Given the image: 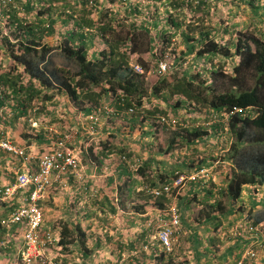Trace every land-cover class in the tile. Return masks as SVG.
Masks as SVG:
<instances>
[{
	"label": "trees",
	"instance_id": "1",
	"mask_svg": "<svg viewBox=\"0 0 264 264\" xmlns=\"http://www.w3.org/2000/svg\"><path fill=\"white\" fill-rule=\"evenodd\" d=\"M43 1L14 0L13 4L2 11V20L7 23L6 25L12 31H20V34L16 35L17 39L20 38L19 47H17L19 52L11 48L9 57L29 75V84L24 86L18 79L19 76L2 74L0 83L5 88L3 97H0V106L9 99L12 101L10 102L12 106L7 104L8 109H16L18 112L16 116L27 115L30 110L27 103L31 102L34 96L42 93V89L53 87L58 93L69 98L83 116L92 113L96 115L101 103L111 100L113 102L109 105L113 110H102L101 114L106 113L110 122L115 119L118 130L122 127L123 121L128 125L129 134L133 132L136 125L146 124L148 130L141 129L138 136V138H145L153 137L154 129L159 130V128L156 129L157 123L161 126L159 131L162 135H169L164 146L158 147L159 152L163 154H169L181 146L193 147L196 142H203L210 135L218 138L223 131L222 124L218 122L209 125L206 122L213 113H217L218 116L229 113L226 123L233 140L228 145L225 144V157L230 162V172L226 175L227 183L220 187H214V185L209 187L206 185L207 180L198 178L187 181L182 187L188 185V188L181 189V193L176 196L178 197L176 211L179 214L180 225L189 226L186 221L189 216L186 213L191 204L198 201L200 208L194 222L208 220L213 227L211 229L206 226L205 230L218 231V227L223 224V216L231 211L235 213L233 204L241 198L244 186L251 185L255 188L264 186V19L261 20L263 25L254 28L253 31H239L233 35L232 31L236 29V26L234 24L224 27L217 25L211 18L210 12L211 14L216 12L219 15V3L232 2H244L253 11H257V0H152L153 4L150 3L147 6L154 8L155 17L143 12L145 7L140 3L141 0H116L125 4L121 7H124L122 9L131 17L125 31L121 27L127 23L126 18L119 17L117 10L102 12L98 8V4L101 5L100 2L97 4L98 0H90L91 3L89 0H48L49 8L46 12L39 11L33 20L26 21L25 18L18 17L20 11L17 2H21L22 10L29 13L34 6L40 5ZM54 1L57 4L53 5ZM78 4L79 7H77ZM160 4L163 8L162 16L158 13ZM262 5L264 7V4ZM94 12L97 13L93 14ZM185 12H190L191 15L187 16ZM150 27L159 31L163 47L162 54L165 49L174 45L173 38L176 36L180 38L185 50L173 53L175 61L179 60L174 65L175 70L155 83L152 88V97L143 102L144 97L141 92L143 74L136 73L129 61L131 55L138 52L139 48L146 49L145 51H151L153 48ZM52 36L61 42L60 49L63 54H60L72 65L71 69L57 67L51 59L52 49L58 42L46 41L41 44V39ZM97 38L101 40L103 46L95 45ZM137 39L142 40L139 45ZM89 47L97 52L95 57L88 56ZM189 54H192L197 61L201 60L202 63L199 64L201 67L191 74L186 72L187 69L179 74L176 69L189 64L190 59H183ZM214 57L220 58V61L234 58V62L228 71L226 61L214 64L212 63ZM184 61H187L185 65H183ZM207 61H210V65L204 66ZM138 63L144 72L149 71L150 68L145 62ZM219 78L227 83L221 91L212 85V81ZM33 82L41 88L35 87ZM94 87H96L95 90ZM21 94H24L23 98ZM152 98L172 106L173 114L185 110L189 115H193H190V120L181 121L185 124L179 130H169L166 128V122H162L160 117H152L155 113L159 116H161L160 113L166 115L164 111L154 108L147 112L149 117L143 114V110H146L143 106L145 103L149 106ZM129 108H132L133 112H126ZM177 123L179 124V120ZM37 137L44 139L41 133ZM101 143L103 156L98 157L100 162L114 148V145H109L110 143L106 140H101ZM144 145V150L152 146L151 140ZM90 150H92L91 147ZM116 150L122 153L121 156L124 155L132 161L131 154L126 153L124 148ZM189 159L191 157H181L169 172L157 171L151 176L145 173L148 166L141 167L137 169L144 175L145 182H140L141 186L137 187L135 184L136 187L129 188L126 185L125 187L119 185L117 189H120L121 193L123 190L126 191L124 194L132 201L144 200L148 209L165 210L171 205V198L178 187L172 188L169 193L155 197L149 193V190L171 182L180 174H190L201 168L208 170L206 158H197L193 167L187 163ZM115 169L119 177L127 172L123 163L118 164ZM12 181L13 179L10 183ZM29 190L24 191L23 194H27ZM87 191L88 189L85 193ZM20 194L16 196H24ZM261 194V209L256 211L255 206L258 201L247 197L250 205L241 209L242 211H236L237 215L229 221V224L232 226L237 220H241L242 223L254 228L264 221V188L261 189ZM95 197L98 198L99 194L97 193ZM132 203L135 211L138 213L144 211L142 203ZM1 205L3 213L0 215V221L7 218L10 212L19 206V203L17 201L10 204L2 202ZM39 205L41 207V204ZM111 210L115 212L117 208L112 205ZM85 212L87 217H91L93 213L91 209ZM23 230V224L6 226L0 223V246L3 248L5 245L6 253L11 250L7 245L16 246L17 241L20 245ZM235 235L241 236L239 233ZM85 237L86 233L78 224L72 226L63 224L57 243L63 248H68L79 238V242L84 246ZM245 243L247 244L248 240L240 238L238 245L242 248ZM165 253V250H162L159 258H164ZM235 256V262L232 264H237L241 258L239 253ZM254 259L251 258V261H255ZM263 260L264 255L261 258L262 262ZM170 263L168 260L167 264Z\"/></svg>",
	"mask_w": 264,
	"mask_h": 264
},
{
	"label": "rangeland",
	"instance_id": "2",
	"mask_svg": "<svg viewBox=\"0 0 264 264\" xmlns=\"http://www.w3.org/2000/svg\"><path fill=\"white\" fill-rule=\"evenodd\" d=\"M98 2H100L101 5H99ZM257 2L258 9L257 11L254 10L255 12L244 2H232L230 4L219 3V15H217L216 12L213 14H211L210 12V16L212 19L215 20L216 24H219L221 27L234 24L236 26V29L232 31L233 35H235L236 32L239 31L251 32L254 28L263 25V23H261V20L264 19V7L262 5L264 4V0H257ZM140 3H142L143 7H145L143 8V10H145L143 11L144 13H149V16L155 17L154 8L152 6L148 8L147 6V4H153L152 0H141ZM49 4L50 1L44 0L43 3L34 6L32 11L27 13L26 11L22 10L21 2H17V6H19L20 11V13H18V17L25 18L26 21L33 20V17L36 16L39 11L46 12V10L49 8ZM54 4H57V2L54 1L53 5ZM97 4L98 8H100L102 12L117 10V13H119V17L126 18L127 23H124V25L121 27L123 28V31L126 30V26L131 20V17H129V15L122 9L124 7H121V5L123 6L125 4L117 2L116 0H98ZM155 4L158 5L159 3ZM79 6L80 5L78 4L77 7ZM97 12H94L93 14H96ZM161 12H163V8L160 4L158 11V13L160 14L159 16H162ZM185 14L187 16L191 15L190 12H185ZM6 24L7 23H5L4 20H0V76L5 73L9 74V76H19L18 79L22 82L24 86H27L29 84V75L23 71V68L21 66L16 65L13 60L9 57L11 48L14 49L16 52H19L17 47H19L18 42L20 38L17 39L16 35L20 34V31H12ZM158 32L159 31H156L155 28L150 27V34L153 38V48L151 49V51H145L146 49L143 50L139 48L138 52L131 55L132 57L129 61V64H139V61H143L150 68L149 71L145 72L142 77L143 81L141 83V92L144 97L142 99L143 102L147 98L152 97L151 93L153 85L159 80H161L162 77L167 76L168 73L172 72V70H175L176 67L174 68L173 64L175 65L176 61L178 62L179 60H174V52L179 50H185V46L180 42V38L176 36L173 38L174 45L169 46L167 49H165L164 54H162L161 50L163 47L161 46V39L159 37ZM226 35L227 34H225V36ZM226 38L227 37H225V39ZM46 41H51L53 43L58 42L57 38L52 36L44 37L43 39H41V44ZM141 41V39H137L138 45ZM96 44L97 46L100 44L103 46V43L98 38L95 40V45ZM60 45L61 42H58L56 47L52 49L51 59L57 67L71 69L72 65L69 63V61H67L65 58H63V56H61V54L63 53L61 52ZM87 52L89 57H95V54L97 53L94 52L92 47H89V51ZM192 57L193 55L189 54V56H185L183 58L184 60L185 58L186 60L190 59V62L188 65H185L183 67H177L176 70H178L177 72L179 74H181L182 71L186 69V72H190L188 74L193 73L195 69H200L201 65L199 64L202 63L201 60L197 61L195 57ZM163 59H171L168 62L169 68L163 75H157L154 73V69L157 65V62ZM224 60L226 61V66L228 67L226 68L229 71L234 62V58H226L222 59L221 61ZM172 61L173 63L170 64ZM221 61L220 58L214 57L212 63L220 64ZM209 65L210 61L204 63V66ZM226 84L227 83L223 82L220 78L212 81L213 87L220 91L226 87ZM33 85L37 88H41L36 82H33ZM4 88L5 86L0 83V97H3ZM95 88L96 87H94L93 89L95 90ZM41 92L42 93H40L39 95L34 96L31 102H26L27 106H29L30 109L27 115L23 114L20 116H16L18 114L16 109H8L7 104L11 107L12 104H10V102L12 101L7 99L6 103L0 106V108H2V111L0 113V132L1 130H5L7 132V128L12 127V130L16 129L15 132H17L19 136H22L21 139H23L27 136H32V128L33 132H36V129H38L39 131H45L46 129H48L49 126H51L54 130H56V132H54L53 130L52 134L49 135L53 137V134L62 136L64 133H73V130H76L78 132L77 138H79V140L76 142V145L74 147L79 151V157L81 159V165L84 167V173L97 174L101 172L103 174H108L106 176H99L105 179L108 184L105 187V193L101 192L102 196H106V201H104V203L102 204L98 203L99 197L97 198L95 196H89V194H85L84 190L81 187L78 190L79 193H77L78 195H80L81 198H79L78 200L76 199L77 201H73V198L76 193H70V196H72L69 197L68 191H65V186H62L61 184H58L56 186L57 189H55V191L53 190L55 192L54 195H56L54 196L55 199L53 195H49L48 199L45 200L41 205V209L44 214V219L45 215L47 217V219L44 220V224L42 225V233L45 231L53 233L56 238V241L54 244L47 245L42 248L44 257L43 259L45 260V262L42 263L37 259L33 264H167L168 260H170V264H205V262H210V264H230V261L233 259V256H235V254L238 255L239 252L242 258L244 253L250 250L256 252L257 255L256 259H254L255 262L252 264H260L259 262H262L261 258L264 255V232L263 235H258L256 236L257 238L253 240L251 239L249 234L237 236L235 234L229 233V230H231L233 227V225L231 226L229 224V221L235 218L237 212L242 211L241 209H245L250 205L247 197H251V199L254 198L258 201V204H256L255 206L256 211L258 209H261V189L264 188V186L262 188L256 187L257 189L251 185L244 186L241 198L236 200L235 204H233L235 213L231 211V213H228L223 216V224L222 226L218 227V231H206L204 229L206 226L211 229L213 227L209 224L210 221L208 222V220H205L203 222L199 221V223L194 222V219L198 217L197 212L200 208V205L198 201V204L195 202L192 203L190 209L186 213L187 216H189V219L186 220L189 226H185L182 224L180 233L177 236H172V251L170 252H168L165 248V245L160 242L158 235L159 232L163 229V225L169 220L167 208L165 210L155 208L153 209L156 212L154 213L155 215H150L149 219L142 220L141 218L143 217L140 216L145 215H138L140 213L133 209L132 202H135L137 204L142 203L141 205H145V201H132V199H130L124 194L126 191L123 190V193H121V190L117 189V186L119 185L125 187V185L128 186L129 184L131 185V183H133L136 184L138 187L140 185V182H145L144 175L137 171V169H140L141 167L148 166L145 170V173L148 176H151L157 171L169 172L171 167L173 165H176L181 159V157L184 158V156L191 157V159H189L187 163L192 167L196 164L197 158H206L208 170L210 172L209 179H207L206 185L209 187H211L212 185H214V187H220L221 185L227 183L228 177L226 175L230 172V162L225 157L226 154L224 140L220 141L219 137V139H217L215 135H210L206 138L205 141L196 142L193 147L190 146V148H186L187 146H181L180 148H177L169 154L160 153L158 147L160 145L164 146V143H166V139L169 136L167 134L162 135V133L159 131L161 130V126L157 123L156 129L159 128V130H155L153 128V137L149 136L145 138H138V136L140 135L141 129L148 130L146 124L136 125L133 129V132L129 134V128L127 127L128 125L125 121H123L122 127H120V129L118 130L116 127L117 123H115V119L110 122L106 113L101 114L102 110H111L112 106L109 105L110 102H113L111 100H106L103 104L101 103V110L97 111L98 113L94 115V117L97 116L98 118V120L96 121L97 126L95 135H89L86 131L90 126V123L88 121L89 119L87 117H85V119L81 112L77 111L76 106L69 98L58 93L57 89L54 87L50 89H42ZM7 93H9V91ZM21 96V98H23L24 94H21ZM49 96L51 97L49 98ZM151 102L152 103L149 106L145 103L143 108H145L146 110H143V114H145L146 117H149V114L147 112L154 108H157V110L160 111H164L166 115L162 113H160V115L165 118V122L167 124L166 128L169 130H179V128L181 126H184L185 124L181 121L190 120V115H193H189L185 112V110H180L179 112L177 111V114H173V112L171 111L172 106L165 104L162 100L159 99L156 100L155 98H152ZM103 107L106 108L103 109ZM152 115V117H156L158 116V113ZM177 120H179V124L177 123ZM200 122L202 123V121ZM207 123L211 125L215 122L207 121L206 124ZM80 130L84 132V135H80ZM8 134L9 139L12 140L13 137L11 136V133L8 132ZM101 140H106L110 143L109 145H114V148L111 152L113 154L110 167L111 170L109 171L108 165H106V163L104 162L99 164L96 169H94L92 165H89L87 155L83 153L85 150V145H80V143L87 142L91 159L99 161L98 157L103 156V154L101 153ZM150 140L152 142V146L148 145L149 147H146V149L144 150V143H147ZM232 140L233 138L232 136H230L229 142ZM25 141L29 142L28 140ZM42 147L43 146H36L38 150L36 156L42 152V150L44 149ZM90 147L92 148V150H90ZM117 148H124L126 153L131 154L133 159L132 161L129 160L130 164L124 163L121 157L122 153H119V151L116 150ZM106 158L108 159V157ZM192 161L194 164L191 163ZM4 163L5 167L9 168L5 171L11 172L13 176L14 172L20 167L19 164L17 165L13 163V161L10 159L4 160ZM122 163L126 167L127 172H125V174L119 177L115 168L118 164ZM146 163L149 164L145 165ZM104 165H106V167ZM104 170L106 173L104 172ZM109 177L112 178L111 181L108 180ZM73 179L74 177L68 179L67 186H70L72 184L71 182L73 181ZM85 182L87 184H95L96 181L94 182V179L92 180L87 177ZM183 188L187 189L188 185L180 187L176 190L175 194L171 198V203H177L178 197L176 196L177 194L181 193L180 190ZM62 189L63 191H65L64 193H61ZM57 191L58 193L56 194ZM20 195L24 194L21 193ZM22 198L23 196H14L10 199L8 203H13L16 201L19 203ZM61 202L62 206H59ZM66 202L69 203V209L66 205L65 210L64 203ZM73 202L77 204L79 208L75 209L74 205L72 208L71 203L73 204ZM87 204H89L87 208L91 209L93 213L90 218L86 216V218L84 219L83 215L85 213V210L83 212V207L81 206ZM112 205L115 206L117 208L116 211L119 212V215H117L118 219L115 225L116 231L114 230V227H112L111 224L112 220L114 219V212L111 210ZM146 206L147 205H145L144 208H146ZM56 209H61L60 211L62 212V216H54L56 215V213L54 212ZM0 211L3 210L0 208ZM126 211L135 212L134 216H136V218H134L133 221L129 220L128 222H126L124 219H122L121 216H126ZM72 214L73 218H77L79 221L77 223L70 224L71 226L78 224L85 233L87 231L84 230L92 229L93 231H90L94 232L95 235H91L88 232L91 236H86L84 238V246L79 242V238H77L78 241L71 244L68 248H63L57 243L59 239L60 230L63 224H67L66 222L70 220V216H72ZM156 215L157 217H155ZM127 216L129 215L127 214ZM66 218L67 221L65 222ZM91 218H95L97 222L92 224L90 221ZM261 226L262 227L260 228H263L264 230V222ZM197 231L200 233L199 236H202L205 240L206 238H209V240L206 241L207 246L210 247L211 250L206 251L208 248L206 247V249H203V251H199V254L201 255H208L207 259L203 257L202 259H200V261L197 260L199 259V255L196 254L195 248L193 247V240L195 241L198 238L194 237L195 234H197ZM113 234H116L115 238L117 237L115 242H113ZM95 236H99L97 237V240L94 239ZM239 237L242 238V240L243 238L248 240V243H245L244 247L242 248H240V245H238L240 242ZM130 242H132V246L129 245ZM200 244V246H206V243L201 241V239ZM236 245H238V247H236ZM162 250H165L166 255L164 258H159L160 253H162ZM247 261L249 263L252 262L250 258H246L245 262Z\"/></svg>",
	"mask_w": 264,
	"mask_h": 264
},
{
	"label": "built area",
	"instance_id": "3",
	"mask_svg": "<svg viewBox=\"0 0 264 264\" xmlns=\"http://www.w3.org/2000/svg\"><path fill=\"white\" fill-rule=\"evenodd\" d=\"M91 3V1L89 0ZM14 0H0V20H2V11L6 9L10 4H13ZM169 60L163 59L157 62L154 69V73L157 75H163L169 68ZM175 60V59H174ZM175 62V61H174ZM173 61L170 63L172 64ZM187 61L183 62L185 65ZM130 66L136 73L144 74L143 68L139 64L130 63ZM174 66V64H173ZM172 66V67H173ZM101 105L98 108L100 111ZM106 107H103V109ZM112 110V108H111ZM108 109V111H111ZM2 108L0 109V113ZM107 111V110H105ZM128 113L133 112L132 108L127 109ZM94 113L87 117L90 123L89 128L86 130L89 135H95L97 126V116L94 117ZM229 113L221 114L217 113L211 115V121L221 120L224 123V134L228 133L227 118ZM160 117L162 122H165L163 116ZM86 119V118H85ZM56 132V130H54ZM77 131L73 130V133H64L62 136L55 135L50 136L49 143L45 146L41 153L37 156L30 155L28 149L25 146H18L11 142L7 138H0V150H3L14 157L24 158V160H30L34 157L33 168L35 170L21 169L18 168L14 172V179L11 183L0 184V201H10L11 198L16 196L18 193H24V191L29 190L19 202V206L10 212L7 218L0 221L2 225L9 226L10 224H23L24 230L21 232V242L19 249L17 251V256L15 257L14 264H33L37 259L42 263L45 262L43 259L42 248L47 245L54 244L56 241L53 233L45 231L42 233V225L44 224V214L39 205V202H44L48 199L51 190L55 183L66 186L68 182V177H74L75 180L79 182L80 187L84 192L91 188V196H96V188L92 189L93 184H87L85 182V177L90 179L94 178L96 174H86L84 173V167L81 165V159L79 157V151L74 147L76 145ZM84 152L87 155V160L89 165H92L94 169L97 168L102 162L106 163V158L101 162L91 159L89 155L88 143H84ZM122 160L124 163L130 164L129 160L122 155ZM106 165H104L106 167ZM137 165V164H136ZM139 165V164H138ZM132 166V165H130ZM105 172V170H104ZM106 173V172H105ZM210 173L206 168H201L190 174H180L175 176L171 182L164 183L160 187L150 188L149 193L155 196H161L164 193H169L174 187H182L187 181H194L198 178L209 179ZM90 185V186H88ZM147 187V185H146ZM168 221L163 225V229L159 232V240L165 245L168 252L172 251L171 245L172 236H177L180 233L181 225L179 214L176 211V204L171 203L167 208ZM233 227L229 230L231 234H249L253 239H256L258 235L262 234V230L255 226L254 228L248 224L242 223L241 220H237ZM256 252L250 250L246 251L243 257L237 262V264H242L246 258L256 257Z\"/></svg>",
	"mask_w": 264,
	"mask_h": 264
},
{
	"label": "crops",
	"instance_id": "4",
	"mask_svg": "<svg viewBox=\"0 0 264 264\" xmlns=\"http://www.w3.org/2000/svg\"><path fill=\"white\" fill-rule=\"evenodd\" d=\"M3 107V106H2ZM67 107H68V105H67ZM69 107H71V106H69ZM1 109V108H0ZM77 109V108H76ZM78 110V109H77ZM82 114V113H81ZM30 129V128H29ZM36 129V128H35ZM54 129L51 127V126H49L48 127V129H46L45 131L43 130V131H39L38 129H36V132H33V128H32V136H27L26 138H23V139H21L22 138V136H19L18 134H17V132H15L16 131V129H14V130H12V127H9V128H7V132L5 131V130H1V136H0V138H7V139H9V134H8V132H10L11 133V136L13 137L12 138V140L11 139H9V140H11V142H13L14 144H16V145H18V146H25L26 147V149H29L28 151L30 152V155H32V156H36V153L38 152V150H37V148H36V146H43L42 148H45V146L49 143V140H50V134L52 133V131H53ZM31 131V130H30ZM43 132H45V133H43ZM83 131L82 130H80V135H84V133H82ZM39 133H41L42 135H43V137H44V139L43 140H41V138L40 139H38L39 137H37L38 136V134ZM25 140H28L29 142H26ZM79 140V138H77V141ZM85 142H83V143H80V145L81 144H84ZM39 144V145H38ZM112 153H110V154H108L106 157H108V159L106 158L105 159V161H108L107 162V165H108V171L109 170H111V160H112ZM6 159H10V160H12L13 161V163H15V164H19L20 165V167L19 168H22V167H24V168H22V169H25V170H29V169H32L33 168V163H34V157H33V159H30V160H24V158H17V157H14V156H12L11 154H9V153H7V152H5V151H3V150H0V184H7V183H10V181L12 180V179H14V176H13V174L11 173V172H7V171H5L6 169H9V168H6L5 167V163H4V160H6ZM22 166V167H21ZM163 169H164V167H163ZM21 170V169H20ZM162 170V169H161ZM9 171V170H8ZM109 173V172H108ZM87 174V173H86ZM90 175V174H89ZM94 175V174H93ZM106 175H108V174H103V173H101V172H99V173H97L96 175H94V178H92V180L94 179V182H95V184H93L92 185V189H94V188H96V190H97V193L99 194V200H100V204H102V203H104V201H106V199H105V197L106 196H102L101 195V192H103V193H105V191L104 190H106L105 189V187L107 186V184H108V182L105 180V179H103V178H101V177H99V176H106ZM69 178H71V177H68V179ZM87 178V177H86ZM85 178V179H86ZM100 179H103V180H100ZM108 180H110V177L108 178ZM111 180H112V178H111ZM72 184L70 185V186H65V188H66V190L65 191H68V194H69V197H71L70 196V193H76L75 194V196H74V198H73V201L74 200H78L79 198H81L80 197V195H78L77 193H79L78 192V190H79V188H80V185L78 184V181H75L74 179H73V181L71 182ZM58 185V182H56L55 183V186H53V190L55 191V189H57L56 188V186ZM88 186H90V185H88ZM132 186L133 187H136L135 186V184H133V183H131V185L129 184L128 185V187L129 188H132ZM71 189V190H70ZM53 190H51V192H50V195H53V197L54 196H56V195H54V191ZM53 191V192H52ZM65 191H63V189H62V191H61V193L63 192H65ZM58 193V191L56 192V194ZM91 193V188H89L88 189V191H87V193H85V194H89V196L91 195L90 194ZM54 199H55V197H54ZM76 200V201H77ZM22 201V200H21ZM69 201V200H68ZM75 201V202H76ZM2 202H7L8 203V201H1V203ZM1 203H0V208L3 210V207H2V205H1ZM10 204V203H9ZM39 204H43L42 202H39ZM58 205V204H57ZM66 205H67V208H68V206H69V203H64V208H65V210H66ZM71 207L73 208V205L75 206V209H77V208H79V206L77 205V204H75L74 202H73V204L71 203ZM145 205H147V204H145ZM144 205V206H145ZM59 206H62V202L59 204ZM89 206V204H87V205H82L81 207H83V212H84V210L85 211H87V209H89V208H87ZM115 207V206H114ZM148 206H146V208H144V211H142L140 214H138V213H136V214H138V215H147L146 217L145 216H140V217H143V218H141L142 220H146V219H149L150 218V215H155L154 213H156L155 212V210H153V209H148L147 208ZM87 208V209H86ZM116 208V207H115ZM69 209V208H68ZM61 209H56L54 212L56 213V215H54V216H56V217H60V216H62L61 215V211H60ZM3 213V211H0V215ZM126 213L129 215V216H127V214H126V216L125 215H121L122 216V219H124L126 222H128L129 220L130 221H133V219L134 218H136V216H134V213L135 212H131V211H126ZM131 213H133V214H131ZM114 215H113V217H114V219L112 220V227H114V230L116 231V222H117V215H119V212L118 211H115L114 213H113ZM86 212L84 213V215H83V217H84V219L86 218ZM71 218H70V220H68L67 221V218L65 219V222L67 223V224H72V223H77L79 220L76 218H73V214H72V216H70ZM155 217H157V215L155 216ZM90 218V217H89ZM47 219V217H46V215H45V220ZM90 221H91V223L93 224V223H96L97 222V220L95 219V218H91L90 219ZM264 221H261L260 222V224L261 223H263ZM90 223V222H89ZM90 223V224H91ZM63 224V223H62ZM205 229V228H204ZM90 230H92V229H89V230H84V231H87L86 233H87V237L88 236H91L92 234H94V232H91ZM93 231V230H92ZM94 231H95V229H94ZM91 234H89V233ZM108 233H111V232H108ZM95 235V234H94ZM200 235V233L197 231V234H195V238H197L195 241L193 240V242H194V245H193V247L195 248V252H196V254H198L199 255V258L200 259H202L203 257H205V259H207L208 258V255H201V254H199V251H203V249H206V247H208L207 246V241L206 240H209V238H206V240L202 237V236H199ZM114 238H113V242H115L116 241V238H115V236H116V234H113L112 235ZM97 237H99V236H97ZM97 237L95 236V238L94 239H96L97 240ZM93 238V237H92ZM200 239H201V241H203V242H205L206 243V246H200L201 244H200ZM199 241V242H198ZM18 243V241L16 242V246H9V245H7V247L8 248H10L11 250H9L10 252L9 253H6V251L4 250V247L3 248H1V246H0V264H14V261H15V257L17 256V251H18V249H19V244H17ZM129 245L131 246L132 245V242H130L129 243ZM6 249V248H5ZM206 251H211L210 250V247H208L207 248V250ZM232 251V250H231ZM198 252V253H197ZM239 253V252H238ZM81 255H82V253H81ZM232 255V254H231ZM236 255V254H235ZM83 256H85V255H83ZM235 258H236V256H233V259L230 261V264L232 263V262H234L235 261ZM200 259H199V261H200ZM250 261V260H249ZM255 261H252L251 263H249L248 261L245 263V264H252V263H254ZM260 264L262 263V262H259ZM263 263H264V260H263ZM258 264V263H257Z\"/></svg>",
	"mask_w": 264,
	"mask_h": 264
},
{
	"label": "clouds",
	"instance_id": "5",
	"mask_svg": "<svg viewBox=\"0 0 264 264\" xmlns=\"http://www.w3.org/2000/svg\"><path fill=\"white\" fill-rule=\"evenodd\" d=\"M236 110V109H235ZM208 121H211L210 119L208 120ZM212 122H214V121H212ZM218 122H220L221 124H222V128H223V131L221 132V134L218 136L219 138H220V141H223L224 140V144H227L228 145V143H230L229 142V139H230V133H229V131H228V133L227 134H224V123L221 121V120H218V121H215V123H218ZM208 124V123H207ZM217 137V136H216ZM219 138H217V139H219ZM139 166V165H138ZM262 225V223L260 224H258L257 226L260 228V227H262L261 226ZM261 230H262V234H260V235H263V232H264V230H263V228H260ZM244 237V236H243ZM250 237H251V235H250ZM251 239H252V237H251ZM257 257V256H256ZM256 257H254L255 259H256ZM241 259V258H240ZM251 259V258H250ZM245 262V260L243 261V263ZM242 263V264H243Z\"/></svg>",
	"mask_w": 264,
	"mask_h": 264
}]
</instances>
